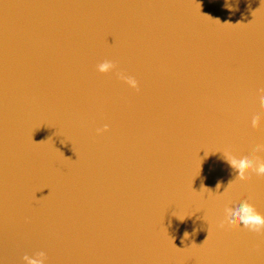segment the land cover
Wrapping results in <instances>:
<instances>
[{
	"label": "water",
	"instance_id": "95a60500",
	"mask_svg": "<svg viewBox=\"0 0 264 264\" xmlns=\"http://www.w3.org/2000/svg\"><path fill=\"white\" fill-rule=\"evenodd\" d=\"M261 88L264 0H0V264H264Z\"/></svg>",
	"mask_w": 264,
	"mask_h": 264
},
{
	"label": "clouds",
	"instance_id": "9594fccd",
	"mask_svg": "<svg viewBox=\"0 0 264 264\" xmlns=\"http://www.w3.org/2000/svg\"><path fill=\"white\" fill-rule=\"evenodd\" d=\"M96 69L101 74H108L116 71L117 65L111 60H104L96 66ZM118 79L123 81L129 88L139 91L138 81L123 72H116ZM259 105L261 113H264V88L259 89ZM261 124V115H256L251 120L252 128H258ZM107 125L102 129H97V133L106 132ZM264 153V144H259L253 148L254 158L244 156L237 158L235 156L225 157L231 168L237 173L236 179L240 181H250L253 176L264 177V158L260 154ZM220 184H217V194L223 196L226 194V189L223 193H219ZM208 189V188H206ZM212 192L210 189H208ZM242 228L245 231L264 234V215L257 212L255 207L247 200L242 201L236 207H226L224 209V219L218 224V228ZM23 261L25 264H46L47 256L45 252H36L33 256L24 255Z\"/></svg>",
	"mask_w": 264,
	"mask_h": 264
}]
</instances>
